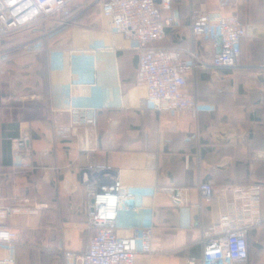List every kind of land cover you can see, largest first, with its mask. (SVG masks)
<instances>
[{"label":"crops","instance_id":"1","mask_svg":"<svg viewBox=\"0 0 264 264\" xmlns=\"http://www.w3.org/2000/svg\"><path fill=\"white\" fill-rule=\"evenodd\" d=\"M98 1L74 3L67 18L74 24L65 29L58 30L56 23L23 29L5 38L0 49L38 41L47 50L113 42L124 48L121 38L98 33L107 28ZM203 4L211 14L237 16L248 34L241 41L240 69H195L189 74L184 91L206 107L197 119L188 112L144 109L146 90L135 85L138 57L127 49L97 54L94 86L70 87L89 77L87 67H72L66 56L63 67L54 68L47 51H19L5 65L6 74L0 75V222L17 234L19 243L1 246V260L65 264L64 249L88 248L91 233L81 171L90 160L117 171L124 185L139 192L155 189L154 198L141 202L155 210V252L140 256L136 264H202L201 239L218 229L220 215L228 212L231 187L260 185L264 215V0H171L172 9L164 16L177 23L156 45L196 51L203 61H211L220 50L217 39L196 38L191 27L193 12ZM49 32L54 34L40 40ZM70 96L96 108L95 126L76 122L65 110ZM25 129L31 136L32 164L17 169L12 140ZM62 129L67 133L59 135ZM201 181L213 184L211 202L199 194ZM26 198L44 208L35 215L8 214ZM248 244L249 262L238 264H264L259 259L264 255L263 230L253 229Z\"/></svg>","mask_w":264,"mask_h":264},{"label":"built area","instance_id":"2","mask_svg":"<svg viewBox=\"0 0 264 264\" xmlns=\"http://www.w3.org/2000/svg\"><path fill=\"white\" fill-rule=\"evenodd\" d=\"M78 0H0V45L23 29L41 28L56 23L58 30L74 24L67 19L69 11ZM97 7L107 28L98 30L111 38H121L127 43L124 48L97 45L85 49H45L42 41L26 43L21 47L0 49V75L15 53L49 52L54 68L63 67L69 57L72 67L84 64L88 78L73 81L70 87L94 86L96 79V57L100 52L115 53L119 49L133 51L138 57L135 85L146 90L143 108L158 113L188 112L194 119L206 111L194 95L184 91L188 76L195 69L238 70L242 67L241 41L248 28L235 15L211 14L206 5L193 12L191 27L196 38L221 39L220 51L211 61H203L200 54L178 47L157 46L166 37L169 27L177 23L176 18L164 16L171 11V0H100ZM61 16L63 18L59 19ZM49 32L40 40L50 38ZM219 92H223L220 89ZM36 99L35 96L31 97ZM65 110L76 122L96 125V108L76 103L70 96ZM67 130L58 131L64 135ZM31 136L27 129L19 138L12 140V162L14 168H27L32 164ZM81 182L86 187L87 226L91 236L85 251L64 249L65 264H136L142 255L155 252V210L145 207L142 199L154 198L155 189L139 192L122 183L117 171L96 165L90 160L81 171ZM3 183L0 182V202L3 200ZM203 201L211 202L214 187L211 181H201L198 186ZM232 200L228 212L220 215L218 229L204 233L202 264H238L249 259L248 236L253 229L264 232L263 190L260 185L229 188ZM44 208L31 199H22L8 209L9 215H35ZM129 220L124 223L122 218ZM1 219V217H0ZM19 243L16 233L0 222V247L9 248ZM0 264H14L13 260H1Z\"/></svg>","mask_w":264,"mask_h":264},{"label":"water","instance_id":"3","mask_svg":"<svg viewBox=\"0 0 264 264\" xmlns=\"http://www.w3.org/2000/svg\"><path fill=\"white\" fill-rule=\"evenodd\" d=\"M217 41H218V45L220 46L221 45V39L219 38V39H217ZM219 49H220V47H219Z\"/></svg>","mask_w":264,"mask_h":264},{"label":"rangeland","instance_id":"4","mask_svg":"<svg viewBox=\"0 0 264 264\" xmlns=\"http://www.w3.org/2000/svg\"><path fill=\"white\" fill-rule=\"evenodd\" d=\"M253 251V250H252ZM255 252V251H254ZM259 259L264 260V255L263 256H259Z\"/></svg>","mask_w":264,"mask_h":264},{"label":"trees","instance_id":"5","mask_svg":"<svg viewBox=\"0 0 264 264\" xmlns=\"http://www.w3.org/2000/svg\"><path fill=\"white\" fill-rule=\"evenodd\" d=\"M247 262H249V259H248V261Z\"/></svg>","mask_w":264,"mask_h":264}]
</instances>
